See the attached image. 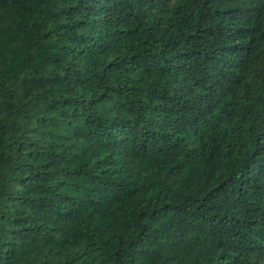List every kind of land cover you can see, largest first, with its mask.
<instances>
[{
  "label": "trees",
  "instance_id": "trees-1",
  "mask_svg": "<svg viewBox=\"0 0 264 264\" xmlns=\"http://www.w3.org/2000/svg\"><path fill=\"white\" fill-rule=\"evenodd\" d=\"M0 264H264V0H0Z\"/></svg>",
  "mask_w": 264,
  "mask_h": 264
}]
</instances>
